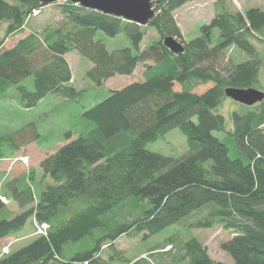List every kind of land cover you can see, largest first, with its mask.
<instances>
[{"label": "trees", "instance_id": "trees-1", "mask_svg": "<svg viewBox=\"0 0 264 264\" xmlns=\"http://www.w3.org/2000/svg\"><path fill=\"white\" fill-rule=\"evenodd\" d=\"M190 1L152 0L155 15L141 25L71 1L0 0V20L8 23L0 40V98L15 86L25 108L50 96L66 104L79 102L83 91L73 84L67 58L72 51L91 61L87 77L97 86L132 75L144 64L143 80L82 104L80 118L89 127L76 135L65 131L66 143L41 162L40 176L32 170L28 176L1 179L0 244L29 220L47 223L49 229L2 256L0 264H264V100L232 114L230 132L246 160L232 157L227 142L215 134L226 131L225 116L215 112L225 89L257 88L259 83L264 9H222L201 26L198 36L180 39L184 51L175 53L163 39L182 38L175 10ZM49 5L65 25L43 35H23L30 16ZM146 26L160 37L143 47ZM97 30L112 37L125 31L131 45L109 51L95 40ZM16 36L7 47L6 40ZM232 47L246 58L228 59ZM30 77L32 90L24 83ZM209 84L202 93L195 90ZM174 129L186 136L188 150L182 156L148 148ZM40 136L35 122L2 135L0 159ZM2 197L21 211L13 213ZM206 207L208 213L189 228L220 224L231 231L222 249L233 262L213 259L195 235L183 239L179 229L146 258L128 259L117 246L123 236L159 234Z\"/></svg>", "mask_w": 264, "mask_h": 264}, {"label": "rangeland", "instance_id": "rangeland-1", "mask_svg": "<svg viewBox=\"0 0 264 264\" xmlns=\"http://www.w3.org/2000/svg\"><path fill=\"white\" fill-rule=\"evenodd\" d=\"M7 1L11 3L15 2V0ZM250 7L264 9V0H192L175 10L176 20L182 31V38H179V40L184 39L185 41H189L198 36L201 26L209 23L215 14L222 9L246 11ZM65 22V19L56 7L49 5L41 11L34 12L30 16L23 35L33 31H37L43 35L46 30H53L56 27L65 25ZM7 25V22L0 20V40L6 35ZM159 37L160 35L155 29L146 26L142 46L146 47L151 42L158 40ZM18 38L19 36L8 38L5 45L7 47L12 46ZM95 40L103 42L109 51L131 45L130 39L125 31L112 37L102 30H97ZM258 47L262 56V64L260 80L255 86L264 91V42L258 41ZM67 58L73 69V84L83 91L81 102L72 101L66 104L59 100L57 96H50L44 99V102L42 101L39 106L25 108L21 104V98L15 86L11 87L6 95L0 98V137L8 133H14L31 122L36 123L41 133V136L37 140H34L27 146H23L17 153L0 159V182L3 178L13 179L19 176H28L32 170L36 171V174L40 176L42 173L40 167L41 162L49 154H52L66 143L63 133L67 130H73L76 135V132L82 130L83 127H89L88 121L85 118H80L79 112L82 110V104L99 102L109 94L111 89H120L136 80L144 79V64L140 63L132 75L115 76L106 81L104 85L97 86L87 77V71L92 66L88 58L81 55L78 51L70 52L67 54ZM227 58L239 62L245 59L246 56L235 47H232L227 52ZM24 83L29 89L32 90L34 88L33 77H30ZM210 86V84L202 85L195 88V90L202 93ZM175 89L180 90L181 86L176 84ZM243 108L244 104L228 96L223 97L221 105L216 108L215 112L225 116L227 124L226 131L215 132V134L227 142L232 157H242L246 160L245 154L236 146L234 137L230 132L233 129V112L241 111ZM148 148L165 155L179 157L187 152L188 145L186 136L179 129H174L167 133L163 139L148 144ZM0 192L2 193V190ZM5 203L13 213H19L21 211L18 204L13 200L7 199ZM208 211L209 208L206 207L197 214L191 213L181 224L171 225L165 231L147 238H144L143 234L133 237L123 236L117 241V246L124 251L128 259L135 261L141 257L146 258L150 255L149 253L152 247L179 229L183 239H188L189 236L195 235L207 248L209 255L213 259L233 262L231 256L222 249V243L232 237L231 231L224 229L220 224H216L211 228H189L191 222L196 221L208 213ZM48 227V224L43 225V231L41 232L47 231L49 229ZM41 232L38 226H36V223L29 220L22 231L9 236L1 242L0 258L11 251H15L29 244ZM166 249H170V247L167 246ZM103 253V255L107 256L110 254V251L107 248ZM111 264L121 263L113 261Z\"/></svg>", "mask_w": 264, "mask_h": 264}, {"label": "water", "instance_id": "water-1", "mask_svg": "<svg viewBox=\"0 0 264 264\" xmlns=\"http://www.w3.org/2000/svg\"><path fill=\"white\" fill-rule=\"evenodd\" d=\"M71 1L85 7L113 14L123 19L147 25L155 15L152 0H41L42 3ZM163 43L175 53L184 51V44L173 36H167ZM226 96L244 105L252 106L264 100V91L255 87H227Z\"/></svg>", "mask_w": 264, "mask_h": 264}, {"label": "built area", "instance_id": "built-area-1", "mask_svg": "<svg viewBox=\"0 0 264 264\" xmlns=\"http://www.w3.org/2000/svg\"><path fill=\"white\" fill-rule=\"evenodd\" d=\"M2 199H3L4 202L7 201V198H5V197H2ZM46 224H47V223H44V224H42V225H38V224H36V226H38L39 231L41 232V231H43L42 226H43V225H46ZM43 233H46V231L41 232V234H43Z\"/></svg>", "mask_w": 264, "mask_h": 264}]
</instances>
